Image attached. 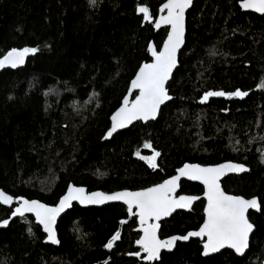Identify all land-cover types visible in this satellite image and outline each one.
Masks as SVG:
<instances>
[{
    "label": "trees",
    "instance_id": "1",
    "mask_svg": "<svg viewBox=\"0 0 264 264\" xmlns=\"http://www.w3.org/2000/svg\"><path fill=\"white\" fill-rule=\"evenodd\" d=\"M242 1H195L168 85L174 100L157 121L104 142L132 80L151 62L150 43L160 50L169 33L155 31L167 0H0V59L13 49H37L21 66L0 68V190L55 206L70 184L139 191L187 163L236 162L250 173L226 179L225 191L261 204L249 216L256 232L244 257L224 251L204 258L201 242L192 240L145 263L132 257L139 252L136 218L114 249L106 248L129 217L125 206H75L59 221V247L45 243L33 217L1 230L0 264H264V16L242 12ZM238 91L247 95H232ZM208 92L225 95L204 100ZM182 194L201 197L204 188L183 182ZM205 206L200 200L165 221L161 237L198 230ZM12 213L0 205V223Z\"/></svg>",
    "mask_w": 264,
    "mask_h": 264
},
{
    "label": "snow or ice",
    "instance_id": "2",
    "mask_svg": "<svg viewBox=\"0 0 264 264\" xmlns=\"http://www.w3.org/2000/svg\"><path fill=\"white\" fill-rule=\"evenodd\" d=\"M95 3V0H92ZM191 4V0H168L163 6L168 9V16L162 17L163 22L172 26V34L168 38V42L164 45V51L157 54L154 64H145L139 71V74L132 82L133 88L140 89V95L132 103L131 108L127 107L128 101L125 100V106L122 107L113 117V126L108 136L116 131L117 127H125L135 119H154L159 106L165 100L171 99L165 88V83L169 79L172 69L176 66V51L183 42V15L185 9ZM244 7H253L258 12H264V0H244ZM139 12L144 14V18L149 19V10L146 7L139 8ZM157 27L160 25L157 24ZM35 48H25L23 50H11L0 59V68L9 64L16 67L24 62V57L29 53H35ZM264 86V85H262ZM223 92H208L204 96L207 100L210 96H223ZM232 95L244 96L247 93L236 92ZM149 147L150 145H145ZM159 153H155L158 156ZM155 156L148 158L149 163L155 167ZM144 159V157H141ZM227 171L244 172L247 169L243 165L224 164L218 167L202 168L199 166L185 165L179 170L180 176H187L189 179L201 180L207 188L208 206L206 209L207 220L199 231L190 232L183 237H173L167 241H159L155 235V228L158 225H150L144 229V237L137 243L143 246L144 251L148 254V260H155L159 257L161 247L171 249L176 240H187L189 237L207 236V243L204 244L205 255L209 252H217L221 248L227 246L235 249L238 254H243L248 248L249 234L253 230V225L249 222L246 213L249 209H258L260 207L257 199L246 200L242 197L225 194L219 184L220 177ZM179 176L173 177L171 180L165 181L164 184L155 188H150L143 192H122L112 195L103 193H92L90 196L84 197L82 188L69 189L68 195L62 198L58 207H46L36 201L29 202L25 200L23 205L16 208L13 215H23L24 212L35 211L40 223L44 225L45 231L48 233V239L52 243H58L55 233L51 228V224L55 221L56 215L70 206L71 200H79L80 203H104L105 201L121 200L129 205L131 210L134 201L140 209L141 223L146 218L155 216L157 219L161 215H169L176 207H189L191 202L197 197L181 196L178 201L170 198L169 192L175 191ZM12 197L0 192V202L10 203ZM7 224V221H4ZM151 229V231H150ZM119 238V233L112 237V240L106 245L107 248L113 246V242ZM138 255V254H137Z\"/></svg>",
    "mask_w": 264,
    "mask_h": 264
},
{
    "label": "water",
    "instance_id": "3",
    "mask_svg": "<svg viewBox=\"0 0 264 264\" xmlns=\"http://www.w3.org/2000/svg\"><path fill=\"white\" fill-rule=\"evenodd\" d=\"M196 0H191V4L185 9L184 11V15H183V42L181 43V45L179 46V48L177 49L176 51V66L172 69L171 71V74H170V77L169 79L166 81L165 83V88L167 90V94L169 97H171V99H168V100H165L164 103H162L160 106H159V109L157 110L156 114H155V118L154 119H135V120H132L131 123H128L125 127H117L116 131L112 133L111 136H108V133L111 131L112 129V126H113V119L112 117L122 108L125 106L124 102L125 100L127 99L128 101V105L127 107L131 108V105L132 103L136 100V98L140 95V89L139 88H133L132 86V82L135 80V78L137 77V75L139 74V71L140 69L145 65V64H154L156 62V57L153 55V51H155L157 54H159L160 52H163L164 51V45L165 43L168 42V38L169 36L172 34V26L170 24H167L165 22H163V20L161 19L162 17H167L168 16V9H165L163 6L168 2H165L162 7L160 8V13H159V16L155 22V31L156 32H159L163 29H168L169 30V33L161 47L160 50L157 49L156 45L154 42H151L150 43V46H149V53H150V57H151V62L149 63H144L139 71L137 72L135 78L132 80L131 84H130V87H129V90H128V93L127 95L125 96L123 102H122V105L120 106V108H118L116 110V112L111 116V127L110 129L108 130V132L106 133L105 135V138H104V142L106 141H111L116 135H118L119 133L123 132V131H127L129 129H131L132 127H134L135 125L139 124V123H143V124H148V123H151V122H155L158 120L159 116H160V113L162 111V109L167 106L169 103H171L173 100H174V97L170 94L169 90H168V85L170 84V82L172 81L173 79V76L176 72V70L179 68V65H180V55H181V52L183 51L185 45H186V36H187V15L189 13V11L193 8L194 6V3H195ZM244 4V1L240 2L239 6L242 10V12H245V13H254V14H257L259 16H264V12H258L256 11L253 7H244L243 6ZM159 24L160 26L157 27L156 25ZM20 51V50H18ZM23 64V63H22ZM22 64H18L16 67H11L9 64L6 63V65L3 67L4 69H13V68H17L19 66H21ZM155 162V160H154ZM224 164H236V165H243L247 171H244V172H238V171H227L224 175H222L220 177V180H219V184H220V188L221 190L227 194V195H232V196H236V195H233V194H229L225 191L224 187H223V183L226 181V179L230 178V177H234V176H242V175H246V174H249L250 173V168L244 164H240V163H236V162H225V163H221V164H218V165H215V166H203V165H199V164H193V163H187L185 165H193V166H199V167H202V168H210V167H218L220 165H224ZM152 165V164H151ZM184 165V166H185ZM184 166L182 168H184ZM180 168V169H182ZM179 169V170H180ZM179 170L177 171V174L173 177H177L179 176V179L177 180V184H176V187H175V191H170L169 192V196L172 200L174 201H178L179 198L181 196H184V197H196V196H189V195H185V194H181L182 192V183L183 182H188V183H191V184H198V185H201L203 188H204V194L201 196V197H197L198 199H195L191 202L190 206L189 207H176L174 211H172L169 215H161L159 219H157L155 216H152L150 218H146L145 219V222L142 224L141 223V219H140V209L139 207L136 205V203L133 201L132 202V207H131V210H129V205L127 203H125V201L123 199L121 200H112V201H105L104 203H80L79 200H71L70 201V206H67L64 208L63 211H61L60 213H58L56 215V218H55V221L51 224V228L52 230L54 231L55 233V237L56 239L58 240V243H52L49 239H48V233L45 231V228H44V225L42 223H40V218L37 217L36 215V212L35 211H31V212H24L23 215H19V214H16V215H13V213L15 212L16 208H19L23 205V202L25 200L29 201V202H32V201H36L40 204H43L45 205L46 207H58L59 204H60V201L62 200L63 197H65L66 195H68L69 193V189L70 187L71 188H82L84 190L83 192V196L84 197H87V196H90L92 193H103L105 195H112V194H115V193H122V192H131V193H135V192H143V191H147L148 189L150 188H155V187H158L159 185H162L165 183V181L159 185H156V186H153V187H150V188H147L145 190H139V191H131V190H123V191H118V192H114V193H105L103 191H95V192H89V190L86 188V187H81V186H76L74 184H70V186L68 187L66 193L64 194V196H62V198L60 199V201L58 202L57 205L55 206H49L39 200H29L27 198H20L18 200H16V198H14L13 196H11L10 194L6 193L4 190H0V192H3L5 195L7 196H10L12 197V201L10 203H3V202H0V205H2L3 207L5 208H12L13 209V213L12 215L10 216L9 219L7 220H4V221H7V224L4 223V221H2L0 223V231L1 230H4V229H7L10 227V225L17 219H21V218H25V217H33L36 224L38 226H40L44 232V234L47 236L46 238V241L45 243L48 244V245H52V246H55V247H59L60 246V239H59V234H58V224H59V221L64 217L66 216L75 206H79L80 208H83V209H93V208H96V209H101V208H105V207H108V206H111V205H123L127 208L128 210V219L127 220H123L121 222V226H120V229L118 230L117 233H119V238L116 239L114 242H113V246L111 248H107V250L109 251H112L114 249V246L117 242L120 241L121 237H122V232H123V227L128 225L129 222L135 217L137 218V222H138V227L136 229V232L137 233H140L141 234V237L139 240H141L143 237H144V229L145 228H149L150 225H158V227L155 228V235H156V238L159 240V241H167V240H170L171 238L173 237H183V236H173L169 239H165V240H162L161 237H160V232H161V229H162V223L165 222V221H168L169 219H171L175 214L177 213H180V212H184V213H189L192 211V209L194 208V206L196 205V203L200 200H205L206 201V206H205V211H204V214H205V221L204 223L206 222L207 220V212H206V209H207V206H208V200H207V188H206V185L201 181V180H193V179H189L187 176H180V173H179ZM173 177L169 178L168 180H171ZM166 180V181H168ZM237 197H242V196H237ZM244 198V197H242ZM246 199V198H244ZM253 199V198H252ZM257 199V201L259 202V205L260 207L258 209H249L248 212L246 213L247 215V218L249 220V222L253 225V230L252 232L249 234V241H248V248L245 249L244 253L241 255V254H238L235 249L233 248H229L227 246L221 248L219 251L217 252H209L208 255H205L204 252H205V249H204V244L207 243V236H203V237H196V236H192V237H189L187 240H183V239H180V240H176L174 245L171 247V249L167 248V247H161L160 248V251H159V257L158 259H155V260H148L147 259V253L144 251L143 249V246L136 243V246L138 249H141L142 252H140L138 255H133L134 257H138V258H141L142 256H145L143 261L146 262V263H154L156 262L157 260H160L163 253L167 252V253H171L175 250L176 246L179 244V243H182V244H187L189 243L190 241L192 240H199L202 242V247H203V257L204 258H209V257H212V256H215V255H218L224 251H232L236 254V256L238 257H244L250 250V245H251V238L252 236L255 234L256 232V227L255 225L250 221V218H249V215L251 212H254V213H260L261 212V204H260V200L259 198H255ZM246 200H251V199H246ZM204 223L202 224L201 227H203ZM200 227V228H201ZM200 230V229H199ZM197 230V231H199ZM151 231V229H150ZM192 232H196V231H192ZM116 233V234H117ZM115 234V235H116ZM114 235V236H115ZM188 235V234H187ZM112 240V239H111ZM110 240V241H111Z\"/></svg>",
    "mask_w": 264,
    "mask_h": 264
},
{
    "label": "flooded vegetation",
    "instance_id": "4",
    "mask_svg": "<svg viewBox=\"0 0 264 264\" xmlns=\"http://www.w3.org/2000/svg\"><path fill=\"white\" fill-rule=\"evenodd\" d=\"M181 194H182V192H181ZM185 195H186V194H185ZM189 196H190V195H189ZM196 197H198V196H196ZM202 200H203V199H202ZM204 201H205V200H204ZM198 202H199V201H198ZM198 202H197V203H198ZM205 202H206V201H205ZM197 203H196V204H197ZM192 210H193V209H192ZM180 213H184V212H180ZM189 213H190V212H189ZM252 213H254V212H251L250 215H251ZM177 214H178V213H177ZM175 215H176V214H175ZM250 215H249V216H250ZM134 218H135V217H134ZM136 219H137V218H136ZM137 223H138V222H137ZM163 223H164V222H163ZM163 223H162V224H163ZM137 227H138V225H137ZM136 229H137V228H136ZM199 229H200V228H199ZM199 229H198V230H199ZM161 231H162V229H161ZM196 231H197V230H196ZM191 232H192V231H191ZM189 233H190V232H189ZM138 234H139V239H140L141 234H140V233H138ZM177 236H180V235H177ZM185 236H186V235H185ZM160 237H161V232H160ZM172 237H173V236H172ZM169 238H171V237H168V238H162V237H161L162 240L169 239ZM196 241H199V240H196ZM199 242H201V241H199ZM201 245H202V242H201ZM202 248H203V247H202ZM140 252H142L141 249H139V252L136 253V254H139ZM165 253H167V252H165ZM165 253H163V254H165ZM136 254H134V255H136ZM132 257H133V258H138V257H134L133 255H132ZM144 257H145V256H142L141 258L144 259ZM141 258H138V259H141ZM157 261H158V260H157ZM145 263H146V262H145Z\"/></svg>",
    "mask_w": 264,
    "mask_h": 264
},
{
    "label": "rangeland",
    "instance_id": "5",
    "mask_svg": "<svg viewBox=\"0 0 264 264\" xmlns=\"http://www.w3.org/2000/svg\"><path fill=\"white\" fill-rule=\"evenodd\" d=\"M224 96V95H223ZM210 97H215V96H210ZM209 98V97H208Z\"/></svg>",
    "mask_w": 264,
    "mask_h": 264
}]
</instances>
